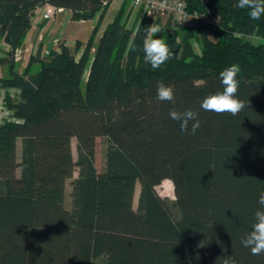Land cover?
Masks as SVG:
<instances>
[{"label": "trees", "instance_id": "16d2710c", "mask_svg": "<svg viewBox=\"0 0 264 264\" xmlns=\"http://www.w3.org/2000/svg\"><path fill=\"white\" fill-rule=\"evenodd\" d=\"M181 1L206 20L190 27L124 0L95 47L112 0H50L72 21L97 19L94 32L79 59L63 43L20 73L16 52L43 4L0 0V46L10 47L0 89L19 90L17 100L6 96L12 116L0 124V264H264V254L241 243L264 191V16L252 20L237 0ZM154 23V38L174 53L159 69L143 53ZM233 64L241 68L237 95L249 106L236 116L203 110ZM160 83L174 88V102L157 99ZM172 109L199 114L195 134L192 122L180 130ZM101 137L103 172L95 164ZM165 180L174 201L157 192Z\"/></svg>", "mask_w": 264, "mask_h": 264}, {"label": "clouds", "instance_id": "9594fccd", "mask_svg": "<svg viewBox=\"0 0 264 264\" xmlns=\"http://www.w3.org/2000/svg\"><path fill=\"white\" fill-rule=\"evenodd\" d=\"M234 6L240 9H250L249 16L254 21L260 20L264 16V0H237ZM160 31V27L155 23L150 25L146 28V35L143 40L144 58L153 69L161 68L174 55L164 39L154 38ZM240 72L241 68L238 64H233L221 71L219 78L223 90L205 97L201 103V108L218 115L230 114L236 116L248 107L249 104L237 95L240 86L238 79ZM157 99L159 101L174 102V88L171 85L158 84ZM198 115L197 112L191 109H185L184 111L172 109L169 111L170 118L179 123L182 132H189V123L192 122L190 134H195L200 127ZM257 203L259 208L254 213L252 229L241 240L242 245L249 248L253 255L264 254V191L260 192ZM225 264H228V261ZM231 264H235V261L233 260Z\"/></svg>", "mask_w": 264, "mask_h": 264}, {"label": "crops", "instance_id": "0c3cea01", "mask_svg": "<svg viewBox=\"0 0 264 264\" xmlns=\"http://www.w3.org/2000/svg\"><path fill=\"white\" fill-rule=\"evenodd\" d=\"M123 3L124 0H112L103 24L97 33L94 42L95 47L97 46L98 41L102 37L107 26L113 22H107L106 18L111 9L114 7V4L120 10ZM42 16L43 5L37 10L33 18L32 28L28 31L22 46L16 52L15 60L17 69L20 73H23L26 70L33 56L41 53L43 57H46L52 51H58L60 49V45L63 43L68 47L72 54L76 55L79 59L83 54L97 24V19L92 21H72L71 12L66 9L58 11L54 18L50 21L44 20ZM78 43L81 44L79 51L76 49ZM9 50L10 47L3 43L0 46V59L6 57ZM93 52H95V48L93 49ZM7 74V66L0 65V75L3 77L7 76ZM8 94L17 99L19 90L0 89V95H2L3 99H5Z\"/></svg>", "mask_w": 264, "mask_h": 264}, {"label": "rangeland", "instance_id": "374dc122", "mask_svg": "<svg viewBox=\"0 0 264 264\" xmlns=\"http://www.w3.org/2000/svg\"><path fill=\"white\" fill-rule=\"evenodd\" d=\"M118 7L114 4V7L111 9L110 13L107 15L106 21H113L117 12H118ZM135 10V8L133 9ZM169 16H165V18H168ZM167 20V19H166ZM165 20V21H166ZM190 27H193L195 25V22L193 20L188 23ZM209 36L212 40H216V37L212 34L209 33ZM252 41L255 43H260L262 42L258 38H252ZM194 47L197 52H200V47L198 46V43L195 42ZM91 65V63H90ZM81 89L83 92L86 91V80L81 84ZM15 99V97H12ZM17 100V99H15ZM12 114L11 112L7 109L6 104H5V99H3L2 95H0V122H4L8 118H11ZM108 142L107 139L104 137L98 138L96 141V158H95V164L99 172H103L105 169V164H106V148H107ZM21 141L18 140V155L20 157L21 154ZM72 148H73V155L74 159L77 160V140L73 139L72 141ZM78 176V169H76V173L74 175V179ZM72 181L69 180L66 183V195H65V206L67 209H71V189H72ZM141 189V183L138 180L137 185H136V194H135V200H134V206L135 208L137 207L138 203V195ZM157 192L162 198H167L169 200L174 201L175 200V192H174V186L173 183L170 180H165L162 182L160 186L157 187Z\"/></svg>", "mask_w": 264, "mask_h": 264}, {"label": "built area", "instance_id": "2783aa9c", "mask_svg": "<svg viewBox=\"0 0 264 264\" xmlns=\"http://www.w3.org/2000/svg\"><path fill=\"white\" fill-rule=\"evenodd\" d=\"M43 4V19L50 21L54 18L58 11L62 9L56 8L50 3V0H39ZM136 8L145 6L147 14L152 15H166L168 13H175L182 21L192 20H206L204 16L194 15L189 16L185 11V5L181 0H134Z\"/></svg>", "mask_w": 264, "mask_h": 264}]
</instances>
